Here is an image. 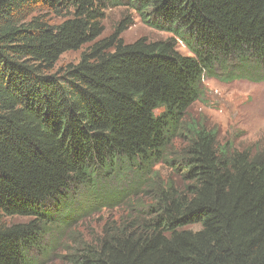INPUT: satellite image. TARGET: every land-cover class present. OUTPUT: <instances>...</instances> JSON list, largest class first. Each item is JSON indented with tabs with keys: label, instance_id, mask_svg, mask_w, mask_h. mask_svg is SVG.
I'll return each mask as SVG.
<instances>
[{
	"label": "trees",
	"instance_id": "16d2710c",
	"mask_svg": "<svg viewBox=\"0 0 264 264\" xmlns=\"http://www.w3.org/2000/svg\"><path fill=\"white\" fill-rule=\"evenodd\" d=\"M115 7L174 37L99 41ZM234 61L264 72V0H0V264L103 210L72 264H264V153L186 120Z\"/></svg>",
	"mask_w": 264,
	"mask_h": 264
},
{
	"label": "rangeland",
	"instance_id": "374dc122",
	"mask_svg": "<svg viewBox=\"0 0 264 264\" xmlns=\"http://www.w3.org/2000/svg\"><path fill=\"white\" fill-rule=\"evenodd\" d=\"M124 16H129L132 21V25L121 34L125 44L140 39L155 42L174 37L145 25L140 15L130 8L115 7L106 11L102 22L103 34L98 40L114 36ZM91 46L64 54L55 72L77 65ZM178 50L184 56H192L181 42ZM232 65L228 71L216 69L213 76L204 78L200 99L188 111L186 120L189 124H201L216 132L222 146L264 153V72L242 71L236 61ZM162 173L165 176L171 174L165 167H162ZM115 217V210L93 211L69 228L52 229L35 254L36 264H72V255L76 250L101 237L105 223L115 220ZM28 221L13 218L7 223L13 225Z\"/></svg>",
	"mask_w": 264,
	"mask_h": 264
}]
</instances>
